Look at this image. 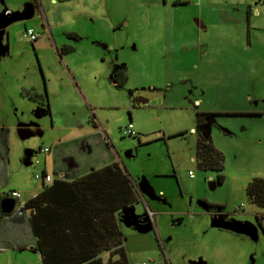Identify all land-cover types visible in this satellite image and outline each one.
<instances>
[{"label": "rangeland", "instance_id": "rangeland-1", "mask_svg": "<svg viewBox=\"0 0 264 264\" xmlns=\"http://www.w3.org/2000/svg\"><path fill=\"white\" fill-rule=\"evenodd\" d=\"M25 1L0 0V56L8 39L10 49L0 59V143L9 162L0 192L40 190L35 175L52 176L57 156L97 166L115 157L138 197L117 214L126 264H264V207L245 191L252 178H264V3ZM41 7L51 37L42 30ZM27 29L40 30V55ZM52 39L74 46L67 64L49 49ZM106 45L119 53L101 62ZM120 65L126 79L117 87L110 80ZM65 77L82 106L52 112L24 95L31 82L44 94V78L48 100V82L66 90ZM140 98L147 102L137 105ZM197 111L216 114L200 133L223 154L221 183L218 172L196 162ZM85 115L95 118L98 134ZM129 123L135 137L121 133ZM85 141L88 153L79 144ZM4 259L0 253V264Z\"/></svg>", "mask_w": 264, "mask_h": 264}, {"label": "crops", "instance_id": "crops-1", "mask_svg": "<svg viewBox=\"0 0 264 264\" xmlns=\"http://www.w3.org/2000/svg\"><path fill=\"white\" fill-rule=\"evenodd\" d=\"M32 1L26 0L24 3L28 4ZM52 1L58 7L66 4L69 0ZM44 3L47 4L48 2L44 0ZM248 7L245 8V14L246 20L249 18L250 25L252 19H250L249 13L251 9ZM44 9L46 7H41V12L43 11V13L39 12L43 16L44 28L42 27V30L51 37V22L45 19ZM70 33L77 37L76 33ZM40 39L41 37L36 40L35 46L32 45L33 51L37 52L38 55H40L39 51L44 48L43 40ZM6 45L7 52L5 56H0V59L10 53L9 39ZM64 45L71 47L70 52L63 53L60 51ZM52 47L59 57L64 56L63 61L67 64L69 61L65 59L68 54L74 51V46L70 45L68 41L58 44L52 39L49 49L52 50ZM110 52L115 53L117 57L119 53L118 47L106 45L102 51L104 56L100 58V61L103 62L105 56L110 58ZM94 62L97 61L94 60ZM61 63L57 61V65ZM97 66L100 67L101 65L97 62ZM117 69L125 71L123 65H120ZM61 70L64 72L63 68ZM62 81L64 85H68L66 90H59L52 82H48L47 106L34 103L42 107H48L52 112L59 109L67 110L71 106L74 108L76 104L77 106H82L81 99L78 97L75 87H72L73 85H71L72 83L68 77H65ZM110 82L115 85L112 79ZM31 83L29 90L26 91L35 92L38 95L42 94V87L37 86L35 82ZM43 89L46 92L44 78ZM61 99L64 101L58 102ZM235 111L240 112L242 110ZM214 115L216 114L206 118L204 127ZM83 119L86 120L89 126L98 129L93 116L85 115ZM97 129L93 130L96 134L101 131ZM74 140H78V138ZM85 142L79 144L82 150L88 153L90 143ZM5 148L6 145L0 143V177L3 171L7 173L9 165L8 159L3 156ZM42 149H47L46 152L49 151L47 147L39 148L38 150ZM58 159L59 157L57 156L52 162L53 175L47 174L51 177V181L46 183L48 184L46 186L47 192L49 190L54 192L52 198H54L55 213L50 222L42 220V224H44L40 225V203L48 197V194L45 193L40 200V194L43 192L42 184L40 190L26 193L25 197L22 196L21 192L13 190L20 193L22 197V199L20 197V200L24 202L36 195L38 196L34 205L27 208L22 216L6 218L0 214V253L5 255V264H22L23 262L28 264H126L125 261L128 255L124 248L123 235L121 234V226L118 223L117 214L123 208L138 202L137 194L128 173L120 166L115 157L108 159L107 162L99 166L92 161L78 163L71 157L65 161L64 159L63 161ZM55 160L57 163L56 167H54ZM124 177H127L128 180L127 187L123 183L125 181ZM125 188H128L132 193V202L125 203ZM5 194L0 192V197Z\"/></svg>", "mask_w": 264, "mask_h": 264}, {"label": "trees", "instance_id": "trees-1", "mask_svg": "<svg viewBox=\"0 0 264 264\" xmlns=\"http://www.w3.org/2000/svg\"><path fill=\"white\" fill-rule=\"evenodd\" d=\"M65 1V0H62ZM177 2V1H175ZM262 3H264V0H261ZM71 47L68 45L62 46L60 49L61 52L63 53H68L70 52ZM125 72L123 69H114L113 70V82L117 87L121 86L124 81H125ZM262 113H264V70H263V76H262ZM25 96L28 97L29 100L32 102L38 103L40 105H45L47 106V98L46 94H40L38 95L35 92L31 91H26L24 93ZM44 101V103H43ZM48 108V107H47ZM214 113H202V112H196V127H197V137L195 140V156H196V162L198 164V167L203 169V170H211V171H216L219 174L217 175V182L221 183L223 181V174L222 170L224 168V157L223 154L215 148V146L212 144L210 137H204L201 135L200 130L204 128L205 125V120L208 118V116L212 115ZM44 173V172H43ZM42 173V174H43ZM125 181L123 182L125 184V187H127V177H124ZM42 183L43 187V192L40 194V200L43 197L45 193L48 194V197L46 200H43L40 203V225L42 226V220H45V222H50L53 219V215L55 213L54 211V203L52 198L53 195V190H49L47 192L46 186L48 184ZM126 189V194H125V203L132 202V193L128 188ZM45 190V191H44ZM246 195L249 198L251 202H253L257 207H264V178L260 177H254L252 178L246 185ZM5 195L0 197L1 199H4ZM38 198V196H34L32 199L28 200L25 202L24 205V211L29 208L31 205H34L36 202L35 200ZM45 203V205H44ZM44 205V206H43ZM0 214L4 217L8 216L3 213ZM261 216V215H260ZM41 245V241H40Z\"/></svg>", "mask_w": 264, "mask_h": 264}, {"label": "built area", "instance_id": "built-area-1", "mask_svg": "<svg viewBox=\"0 0 264 264\" xmlns=\"http://www.w3.org/2000/svg\"><path fill=\"white\" fill-rule=\"evenodd\" d=\"M173 1L175 2L178 0H173ZM4 13L6 14V11ZM24 35L30 41V43H33L34 41H36L40 37V34L38 32L33 31L32 29L25 30ZM121 133L123 136H129V137H135L136 136V132L134 131L132 124H130V123L121 128ZM40 151L46 152L47 149H42ZM189 175L192 176V173L189 172ZM35 177L38 178V180L42 181L43 183H49L51 181V177L45 173H43L41 175L36 174ZM20 197H21L20 193L13 191V190L5 194V198H12L15 200L14 207H13L11 213L8 216H6V218L20 217L23 215V212H24L23 209H24L25 202L21 201ZM237 210H238V208H236V211ZM149 215L151 216L152 213L149 212ZM259 224L262 228H264V216H261L259 218ZM143 264H145V263H143Z\"/></svg>", "mask_w": 264, "mask_h": 264}, {"label": "water", "instance_id": "water-1", "mask_svg": "<svg viewBox=\"0 0 264 264\" xmlns=\"http://www.w3.org/2000/svg\"><path fill=\"white\" fill-rule=\"evenodd\" d=\"M146 102H147V100L142 99V98L136 100V104H138V105L139 104H145ZM14 204H15V201L12 198L1 199L0 200V211H1V213L8 215L12 211Z\"/></svg>", "mask_w": 264, "mask_h": 264}, {"label": "clouds", "instance_id": "clouds-1", "mask_svg": "<svg viewBox=\"0 0 264 264\" xmlns=\"http://www.w3.org/2000/svg\"><path fill=\"white\" fill-rule=\"evenodd\" d=\"M14 201H15V200H14ZM10 213H11V212H10ZM10 213H9V214H10ZM9 214H8V215H9Z\"/></svg>", "mask_w": 264, "mask_h": 264}, {"label": "flooded vegetation", "instance_id": "flooded-vegetation-1", "mask_svg": "<svg viewBox=\"0 0 264 264\" xmlns=\"http://www.w3.org/2000/svg\"><path fill=\"white\" fill-rule=\"evenodd\" d=\"M260 225V224H259ZM261 227V226H260ZM262 228V227H261ZM263 229V228H262Z\"/></svg>", "mask_w": 264, "mask_h": 264}]
</instances>
